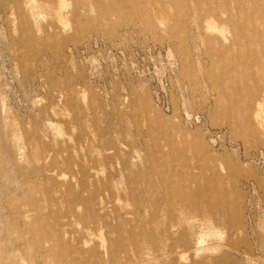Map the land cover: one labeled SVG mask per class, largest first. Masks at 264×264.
Listing matches in <instances>:
<instances>
[{"label":"rangeland","instance_id":"obj_1","mask_svg":"<svg viewBox=\"0 0 264 264\" xmlns=\"http://www.w3.org/2000/svg\"><path fill=\"white\" fill-rule=\"evenodd\" d=\"M0 264H264V0H0Z\"/></svg>","mask_w":264,"mask_h":264},{"label":"bare ground","instance_id":"obj_2","mask_svg":"<svg viewBox=\"0 0 264 264\" xmlns=\"http://www.w3.org/2000/svg\"><path fill=\"white\" fill-rule=\"evenodd\" d=\"M224 43V42H223ZM261 107H263V106H261ZM262 114V113H261ZM101 184V183H100ZM112 232V231H111ZM108 250V249H107ZM112 252V251H111Z\"/></svg>","mask_w":264,"mask_h":264}]
</instances>
